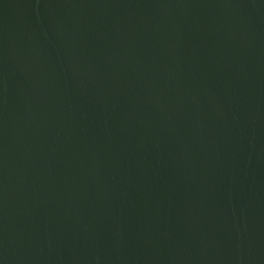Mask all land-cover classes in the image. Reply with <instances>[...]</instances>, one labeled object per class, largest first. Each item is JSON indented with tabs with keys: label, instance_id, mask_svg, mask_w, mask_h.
<instances>
[{
	"label": "water",
	"instance_id": "1",
	"mask_svg": "<svg viewBox=\"0 0 264 264\" xmlns=\"http://www.w3.org/2000/svg\"><path fill=\"white\" fill-rule=\"evenodd\" d=\"M0 264H264V0H0Z\"/></svg>",
	"mask_w": 264,
	"mask_h": 264
}]
</instances>
